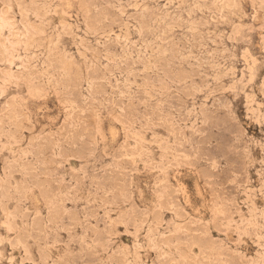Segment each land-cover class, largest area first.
I'll return each instance as SVG.
<instances>
[{
    "label": "rangeland",
    "instance_id": "1",
    "mask_svg": "<svg viewBox=\"0 0 264 264\" xmlns=\"http://www.w3.org/2000/svg\"><path fill=\"white\" fill-rule=\"evenodd\" d=\"M0 264H264V0H0Z\"/></svg>",
    "mask_w": 264,
    "mask_h": 264
}]
</instances>
